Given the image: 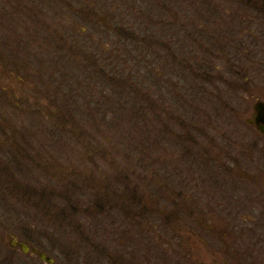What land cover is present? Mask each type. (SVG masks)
<instances>
[{
    "label": "rangeland",
    "instance_id": "374dc122",
    "mask_svg": "<svg viewBox=\"0 0 264 264\" xmlns=\"http://www.w3.org/2000/svg\"><path fill=\"white\" fill-rule=\"evenodd\" d=\"M254 6L0 0V224L58 264H264Z\"/></svg>",
    "mask_w": 264,
    "mask_h": 264
},
{
    "label": "flooded vegetation",
    "instance_id": "af4514ba",
    "mask_svg": "<svg viewBox=\"0 0 264 264\" xmlns=\"http://www.w3.org/2000/svg\"><path fill=\"white\" fill-rule=\"evenodd\" d=\"M251 1V0H246ZM249 3V2H248ZM258 10L264 11V6H254ZM264 78V76H263ZM264 95V89L261 91ZM252 117L248 119V121L254 122L257 127L259 128L260 135L257 136L256 142H261L264 140V99L262 101L256 102L254 104ZM192 141V140H191ZM255 142V143H256ZM192 148V147H191ZM194 148V146H193ZM264 148V145H263ZM195 169V168H194ZM220 172V178L223 181L224 173H223V167ZM223 177H222V174ZM250 174V173H248ZM190 175L188 176L189 182H191L192 186V203H194L195 206L199 207L198 203V189L195 186L200 185L199 179L196 178L194 175L192 179H190ZM259 178V175H258ZM198 179V180H197ZM228 180V178H227ZM226 180L225 185L228 184V181ZM225 181V180H224ZM223 185V183H222ZM197 189V190H196ZM205 190V189H204ZM223 190V187H222ZM207 194L209 192H206ZM209 195V194H208ZM212 202V201H211ZM210 202L209 206H212L213 204ZM219 202V203H218ZM216 203H218L221 206V212H222V222H223V192H222V199L217 200ZM202 212H204L205 208H199ZM178 212V211H177ZM247 217V214H243L242 217ZM204 226V222L201 223ZM220 232L223 233V229L220 230ZM21 233V234H20ZM193 233H196L195 231ZM244 233V231H243ZM30 232L23 231V232H17L14 231L9 226H4L0 224V264H36L34 257H37L41 260L43 264H58L52 256L48 255L47 253L43 252L39 245L34 244ZM35 240V239H34ZM46 254L48 257L53 258V262H49L46 259L42 257V254Z\"/></svg>",
    "mask_w": 264,
    "mask_h": 264
},
{
    "label": "trees",
    "instance_id": "16d2710c",
    "mask_svg": "<svg viewBox=\"0 0 264 264\" xmlns=\"http://www.w3.org/2000/svg\"><path fill=\"white\" fill-rule=\"evenodd\" d=\"M66 30H68V29H66ZM54 33V32H53ZM145 40H147V39H145ZM144 43H146V42H144ZM83 47H85V46H83ZM81 50V49H80ZM83 50V52H84V50L85 49H82ZM88 56V55H87ZM93 63H91L92 65H90L89 63H86V65L88 66H86L87 68H90L89 67V65L91 66V68H94L93 69V71H96V76H99V77H101V78H103V83H105L104 81H106L107 79H110L111 81H114L115 82V84H116V86L117 87H119V88H121L123 91H129V90H131V92L134 90V91H136V87L137 86H139V83L137 82V81H135V78H137L138 80H140V77L138 76V77H136V76H134V77H132V79H134V84H132V85H129L128 86V84L126 83V81H125V79H123L122 77H120V78H118V79H115L114 77H110V78H105V77H109L110 75H109V73L107 72V70L104 68V67H100L99 69H98V67H99V64H97V62L96 61H92ZM102 65V63H100V66ZM98 69V70H97ZM89 72V71H88ZM89 74H90V72H89ZM90 77H92L93 78V76L90 74L89 75ZM133 82V81H132ZM136 94V93H135ZM139 98V100H142V102H145V101H147V102H150L151 100H144L145 99V97L143 96V98L144 99H142V97H138ZM100 203L101 202H95V204H93V206H90V207H100ZM126 206H127V204L126 203H124ZM78 234V233H77ZM90 237L88 236V237H86V239H89ZM87 242H88V240H87Z\"/></svg>",
    "mask_w": 264,
    "mask_h": 264
},
{
    "label": "water",
    "instance_id": "95a60500",
    "mask_svg": "<svg viewBox=\"0 0 264 264\" xmlns=\"http://www.w3.org/2000/svg\"><path fill=\"white\" fill-rule=\"evenodd\" d=\"M42 257H43L44 259H46L47 261H49V262H53V259L50 258V257H48V256L45 255V254H42Z\"/></svg>",
    "mask_w": 264,
    "mask_h": 264
}]
</instances>
